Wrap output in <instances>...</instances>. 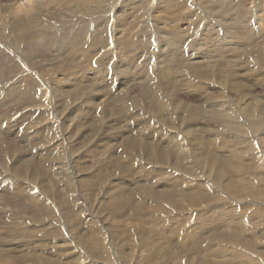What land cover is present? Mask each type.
Masks as SVG:
<instances>
[{
    "label": "rangeland",
    "instance_id": "obj_1",
    "mask_svg": "<svg viewBox=\"0 0 264 264\" xmlns=\"http://www.w3.org/2000/svg\"><path fill=\"white\" fill-rule=\"evenodd\" d=\"M32 1L0 0V25L9 24L13 16L31 19L35 14ZM66 1L58 28L67 37L58 45L62 51L56 63L63 61L67 71L55 75L49 71L57 68L45 70L48 63L42 58H49V52L29 62L46 72L45 80L22 72V90L37 81L41 83L35 84L38 89L47 91L49 84L55 91L45 93L47 108L10 109L20 102L10 99L13 91L0 93V183L20 188L12 193L14 197L0 185V264H251L247 259L264 264V31H260L264 16L255 17L264 13H256L264 0H233L232 5L226 0H197L204 10H196L194 0L116 2L113 23H106L99 14L85 16L87 12L76 2ZM12 5L23 8L22 13L13 12ZM213 8L220 13L207 11L210 17L205 20L213 22L200 26L205 9ZM223 34L236 41L234 49H217ZM5 38L6 33L0 31V39ZM96 41L104 49L94 51ZM112 41L115 53L105 58V53H99L111 47ZM207 45L215 50L207 51ZM81 56L88 58L80 62ZM116 61V79L120 78L112 90L116 85L110 66ZM157 66H162L161 76L154 75ZM92 70L107 81L102 88L97 85L101 81L93 80ZM67 72L78 82L84 79L82 86L91 87L84 93V104H75L79 103L78 113L75 107H65L66 95H62L64 104L56 92L58 86L62 91L71 86ZM122 88L123 95L116 96ZM97 95L104 100L105 111L98 106ZM24 100L22 95L21 104ZM86 124L88 128L81 126ZM62 176L69 182L59 180ZM25 205L34 207L33 211ZM1 210H6L7 217Z\"/></svg>",
    "mask_w": 264,
    "mask_h": 264
},
{
    "label": "bare ground",
    "instance_id": "obj_2",
    "mask_svg": "<svg viewBox=\"0 0 264 264\" xmlns=\"http://www.w3.org/2000/svg\"><path fill=\"white\" fill-rule=\"evenodd\" d=\"M9 2H11V1H13V2H15L16 4H17V2L19 1V0H8ZM29 1H32V0H29ZM105 1V2H104ZM126 1H130V0H72V2H76V4H77V7L79 8V9H81V10H83V11H85V12H87V14H85V16H89V17H92V16H95L96 14L98 15H100L101 17H104L105 18V20H107L106 21V23H110V22H115L114 21V18H115V16L113 15V13H114V5L116 4V2H119V4L120 3H125ZM196 3L194 4L195 5V9L197 8V7H200V9H203L204 10V8H202L201 6H203V5H200V1H197V0H194ZM230 5H232L233 3H234V1L233 0H226ZM66 0H60V1H58V0H52V1H48V2H38V1H35V0H33L32 1V7H31V9L34 7V10H35V14L31 17V19H29L28 21H25V20H23L22 18H20V17H18V16H13L12 18H11V21H10V23L9 24H7V25H5L4 27H2L1 25H0V31H4L5 33H6V38L5 39H0V93H4V94H7L8 93V91L7 90H10V91H13V93H14V95H13V93H10V96H11V100H13V99H16V100H18V102H20L19 104H17L16 106H14V107H12V108H10V109H15V108H20V107H26V109H27V107L28 108H33V109H40V110H44V109H46L47 108V105H46V100L45 99H47L46 98V94L45 93H49V92H53V93H55V91L54 90H52V87L48 84V87H49V89L47 90V91H45L44 89L45 88H43V89H38V87H39V85H35V84H39L37 81H40V80H45V73L46 72H44V73H42V70H38L37 68H38V66L36 65V67H34V66H32V64H29V62L32 60H34L35 58H37L38 57V59L37 60H39L44 54H46V53H49L50 52V55H49V58L47 57V58H45V57H43L42 58V60H44V62H47L48 64H47V66H45V67H47V68H45V70H49V69H55V68H57L55 71H49V73H54L55 75H56V73H58V72H62L63 71V69H65V71H67V69H68V67H67V65L63 62V61H61V62H59V63H56V58H58L59 60L61 59V57H60V53H61V51H62V48L61 47H58V45L60 44V43H65V40H66V37H67V35H65V33H64V31L62 30L63 28H58L59 27V25H58V23L59 22H61L62 21V19H63V6L64 5H66ZM34 3H36V5L34 6ZM256 3V2H255ZM188 4H189V2H188ZM252 4V3H251ZM260 5V4H259ZM12 7H14V5H12ZM255 7V6H254ZM256 7H257V3H256ZM253 8V7H252ZM30 9V10H31ZM257 9V8H256ZM22 10H23V8H15L14 7V9H13V12L15 11L16 13H22ZM63 10V11H62ZM197 10V9H196ZM202 10V11H203ZM3 11L4 12H9V14H11L12 13V11H10V9L9 10H7V9H3ZM189 11V10H188ZM207 11H209L212 15H217V14H219L220 12L218 11V10H216L215 8H213V9H211V10H206L205 9V12H207ZM254 11H256L255 9H254ZM261 11H264V7H262V6H259V8L257 9V11H256V13H258V12H261ZM209 12H207V14H204L203 13V17H204V19H199L200 21L198 22L199 23V25L200 26H204V24H205V22H206V24H207V26L209 27V23L212 21L213 22V20H211V21H209L208 22V20H205V19H207V18H209L210 16H208V13ZM28 13H31L30 11L28 12ZM255 13V14H256ZM112 14V15H111ZM253 16H254V14H253V12H251V17L253 18ZM259 16H264V13L262 14H257V15H255V17L258 19V17ZM35 17H40V18H35ZM239 22H242V23H244L245 22V20H242V21H239ZM88 24H90V22H88L87 23V25ZM116 24V23H115ZM257 24H259V22H257L256 23V25ZM220 26H221V24H220ZM221 27H223V26H221ZM206 27H204V29H205ZM211 28V27H210ZM79 29V28H78ZM86 28H80L79 30L81 31V32H84V30H85ZM257 29V28H256ZM50 30H52V32L50 33L49 31ZM108 30H109V28H108ZM200 31V30H199ZM207 31V30H206ZM258 31V30H257ZM260 31H264V26H262V28H260ZM219 32V31H218ZM259 32V31H258ZM257 32V33H258ZM203 33V32H202ZM221 34V33H220ZM188 35V34H187ZM190 36V35H189ZM192 36V35H191ZM260 36V35H259ZM113 37V36H112ZM150 37H151V35H150ZM194 37V36H193ZM189 40V39H188ZM226 40H228V41H226ZM158 41H160V40H158ZM157 41V42H158ZM185 41V40H184ZM161 42V41H160ZM159 42V43H160ZM236 41L234 40V39H232L231 37L230 38H227L226 37V35L225 34H223V36H220V38H218V40H217V43H216V47H217V49L218 50H220V49H223V48H225V49H234L233 48V44L235 43ZM112 43V45H111V47H109L107 50H105V51H103V52H101V53H99V54H102V53H105L104 54V57L105 58H108V57H110L111 55H113L114 53H115V49H116V47H115V45H113V41L111 42ZM75 43L74 42H71V46H73ZM93 45H94V51H99V50H101V49H104V45L102 44V42H100V41H96L95 43H93ZM156 45H157V43H156ZM190 45V44H189ZM185 47H186V45H185ZM207 47V48H206ZM205 48L207 49V51H210V52H212L213 51V49H214V47L212 46V45H207ZM209 47V48H208ZM228 47V48H227ZM54 49H57V51H58V53H55V50ZM162 49V48H161ZM215 50V49H214ZM228 50V51H229ZM51 51H52V53H55V54H51ZM227 51V52H228ZM231 51H233V50H231ZM99 54H97V55H99ZM148 55V54H147ZM216 55V54H215ZM224 55V54H223ZM41 56V57H40ZM90 56V55H89ZM146 56V55H145ZM220 56V55H219ZM219 56H217V57H219ZM40 57V58H39ZM225 57V56H224ZM87 56H81V58H80V62H85L86 60H87ZM141 58H142V56H141ZM171 59V58H170ZM218 59V58H217ZM233 59V58H232ZM41 60V59H40ZM219 60H222L221 58L219 59ZM224 60V59H223ZM225 61V60H224ZM233 61V60H232ZM38 62V61H37ZM57 62H58V60H57ZM200 62V61H199ZM217 62V61H216ZM104 63V62H103ZM103 63H101L100 65L101 66H103ZM117 63H118V61H116V62H114V63H112L111 64V66H110V71H111V75H112V77H111V79H113V81H115V84H113V85H116V87L115 86H112V90L113 89H115V88H117V85H119V83L117 82L118 80H119V78L118 79H116L117 78V74H116V71L118 70V65H117ZM168 63V62H167ZM169 63H170V61H169ZM221 63V62H220ZM223 63V62H222ZM227 63V62H226ZM147 64V63H146ZM219 64V63H218ZM56 65L58 66V67H56ZM157 65V64H156ZM155 66V65H154ZM157 68H158V71H154V75L156 76V74H157V76H161L160 75V69L162 68V66H157ZM103 70H104V68H102ZM22 70H24V71H22ZM155 70H156V68H155ZM58 71V72H57ZM92 71H95V70H92ZM22 72H26L27 74H29L30 76H34L35 78H36V82L34 81L33 83H35V84H30L31 85V87H25L23 90H22V81H24V80H22V75H24V73L22 74ZM56 72V73H55ZM158 72V73H157ZM67 74V77H68V79H69V81H71L72 83H71V86L69 85L68 86V88L69 89H67V90H64V91H62L61 89H59V86H58V88H56V92H59L60 93V95L62 96V95H66V97L68 98V101H67V105L65 106L66 108H69V107H75V109H76V107H78L77 105L80 103V105L83 103L84 104V102H85V98H86V96H85V94L84 93H86L88 90L90 91L91 90V87H90V85H86V86H82L81 85V82L84 80V79H81L79 82L78 81H76V76H72L73 74H71L70 72H67L66 73ZM52 75V74H51ZM60 75V74H59ZM163 76H165L164 74H162ZM99 73H98V71L96 70L95 71V73L93 74V80H98V81H101L100 83H98L97 85L99 86V87H103V81H105L106 83H107V81L106 80H104V78L103 77H101V76H99ZM147 76H148V79H152L153 80V76H152V74H147ZM152 76V77H151ZM154 76V77H155ZM162 76V77H163ZM58 77V76H57ZM101 77V78H100ZM190 77V76H189ZM29 78V77H28ZM67 79V78H66ZM155 80H156V78H155ZM164 80V79H163ZM55 81H57V80H55ZM68 81V82H69ZM161 81V80H160ZM183 81V80H182ZM60 82H64V81H60ZM67 81H65V83H66ZM67 82V83H68ZM153 82V81H152ZM164 82V81H163ZM162 82V83H163ZM186 82V81H185ZM45 83H47V81H45ZM154 83H158V82H154ZM176 83V82H175ZM14 84H16L14 87H13V85ZM41 84V83H40ZM51 84V83H50ZM59 84V83H58ZM164 84V83H163ZM166 84V83H165ZM164 84V85H165ZM177 84V83H176ZM6 85H9V86H11V88H9V87H6V89H4V87L6 86ZM55 85V84H54ZM158 85V84H157ZM159 85H161V84H159ZM171 85V84H170ZM36 86H37V88H36ZM132 86V85H131ZM173 86H175L176 87V85L175 84H173ZM33 87H35V91H33ZM44 87V86H43ZM77 87H79V89H78V91L76 92V88ZM165 87H169V85H165ZM172 87V86H171ZM178 87V86H177ZM180 87V86H179ZM184 87V86H183ZM197 87V86H196ZM41 88V87H40ZM65 88V87H64ZM191 88V87H190ZM175 89H178V88H175ZM105 90V89H104ZM117 90V89H116ZM179 90V89H178ZM185 91H186V89H185ZM189 91V90H188ZM191 91V90H190ZM123 92V88L121 89V91H117V95L116 96H119V95H123V94H121ZM187 92V91H186ZM199 92V91H198ZM127 93V92H126ZM188 93V92H187ZM191 93V92H190ZM195 93V92H194ZM199 93H202V92H199ZM15 94H16V96H15ZM49 94H51V93H49ZM98 94V93H97ZM175 94H176V92H175ZM193 94V93H192ZM22 95H24V99L26 100V102L24 103H22L21 104V102H22ZM52 95V94H51ZM55 95V94H54ZM59 95V96H60ZM178 95H179V93H178ZM186 95H188V94H186ZM201 95V94H200ZM1 96V95H0ZM60 96V97H61ZM98 97L96 98V100H99V96H101V95H97ZM129 96V95H128ZM131 96V95H130ZM130 96H129V98H130ZM196 96H198V95H196ZM51 97V96H50ZM55 97H57V96H55ZM132 97V96H131ZM134 97V96H133ZM132 97V98H133ZM195 97V96H194ZM62 98H65L64 96H62L61 97V100H62V102H63V99ZM31 99H34V100H31ZM49 99V98H48ZM57 99H58V97H57ZM66 99V98H65ZM202 99V98H201ZM24 100V101H25ZM54 100V98H52V99H50V101H52V102H55V101H53ZM88 100V99H87ZM13 101H15V100H13ZM56 101H58V100H56ZM66 102V101H65ZM72 102V104H74V106L72 105V104H70V103ZM77 102H79L77 105H75ZM93 102V101H92ZM118 102V101H117ZM10 103V102H9ZM64 103V102H63ZM89 103V102H88ZM102 103H104V100H99V103H98V106L99 107H101V109H104V106H101L102 105ZM7 104V103H6ZM64 104H66V103H64ZM64 104H63V106H64ZM62 105V104H61ZM92 105H94V102L92 103ZM92 105H90V103L88 104V106H92ZM96 106H97V104H96ZM10 107V106H9ZM49 108V107H48ZM61 108V107H60ZM63 108V107H62ZM77 109H79V108H77ZM77 109H76V111L75 112H77ZM85 109V108H84ZM100 109V110H101ZM48 110V109H47ZM50 110V109H49ZM48 110V111H49ZM57 110V109H56ZM94 110V109H93ZM92 110V111H93ZM207 110V109H206ZM97 111H98V108H97ZM102 111V110H101ZM104 111H105V109H104ZM12 112V111H11ZM22 112V111H21ZM45 112V111H44ZM56 113H57V115L59 114L57 111H55ZM54 112V113H55ZM63 112H64V110H63ZM70 112H71V110H70ZM74 112V111H73ZM84 112H86V111H84ZM88 112V111H87ZM123 112H125V111H123ZM206 112V111H205ZM36 113V112H35ZM51 113V112H50ZM53 113V112H52ZM78 113V112H77ZM83 113V112H82ZM92 113V112H91ZM91 113H89V114H91ZM210 113H212V111L210 112ZM215 113H216V111H215ZM20 114V113H19ZM24 114V113H23ZM61 114H62V112H61ZM66 114V113H65ZM74 114V113H73ZM76 114V113H75ZM84 115H85V113H83ZM94 114V113H93ZM46 115V114H45ZM50 115V114H49ZM52 115H54V114H52ZM51 115V116H52ZM56 114L54 115V116H57ZM67 115V114H66ZM36 116V115H35ZM44 116V115H43ZM59 116V115H58ZM61 116H63V115H61ZM65 116V115H64ZM76 116V115H75ZM75 116H73V117H75ZM80 116H81V114H80ZM80 116H78L79 118H80ZM90 116V115H89ZM95 116H96V114H95ZM99 116V115H98ZM25 117V116H24ZM26 117H27V115H26ZM70 117V116H69ZM88 117V116H87ZM91 117V116H90ZM94 117V116H93ZM100 117V116H99ZM31 118V117H30ZM82 118V117H81ZM95 118V117H94ZM51 119H53L52 117H51ZM64 120L66 119V118H63ZM73 119V118H72ZM83 119V118H82ZM86 119V118H85ZM97 119V118H96ZM27 120V119H26ZM38 120V119H37ZM71 120V119H70ZM87 120V119H86ZM95 119H93V121H94ZM61 121V120H60ZM63 121V120H62ZM61 121V122H62ZM81 121V120H80ZM79 121V122H80ZM83 121V120H82ZM81 121V123H83ZM85 121V120H84ZM91 121V120H90ZM96 121V120H95ZM10 122V121H9ZM12 122V121H11ZM10 122V123H11ZM68 122H70V121H68ZM114 122H115V120H114ZM17 123V122H16ZM52 123V122H51ZM50 123V124H51ZM72 123V122H71ZM70 123V124H71ZM80 123V124H81ZM85 123H86V121H85ZM87 123H89V121L87 122ZM1 125H2V123H0ZM8 124V123H7ZM56 124V123H55ZM54 124V125H55ZM64 124V123H63ZM69 124V125H70ZM78 124V123H77ZM84 124V123H83ZM8 125H10V124H8ZM16 125V124H15ZM35 125V124H34ZM48 125V124H47ZM51 125H53V123L51 124ZM50 125V126H51ZM58 125V124H57ZM56 125V126H57ZM73 125V124H72ZM75 125V124H74ZM97 125H98V123H97ZM100 125V124H99ZM132 125H134V124H132ZM13 126V125H12ZM60 126V125H59ZM65 126H67V125H65ZM79 126V125H78ZM81 126H83V128H84V126H86V128H88L87 126H89L88 124H86V125H81ZM136 126V125H135ZM55 127V126H54ZM53 127V128H54ZM74 127V126H73ZM130 127V126H129ZM83 128H81V129H83ZM101 128H102V126H101ZM120 128V127H119ZM133 128V127H132ZM1 129V128H0ZM59 129V128H58ZM75 129V128H74ZM77 129V128H76ZM130 129V128H129ZM20 130H22L21 128H20ZM38 130V129H37ZM56 130H57V128H56ZM61 130H63L64 131V128H62ZM80 130V129H79ZM136 130V129H135ZM33 131V130H32ZM47 131V130H46ZM50 131V130H49ZM69 131V130H68ZM71 131V130H70ZM69 131V132H70ZM3 132V131H2ZM40 132V131H39ZM56 132H58V131H56ZM65 132V131H64ZM69 132H67V134L69 133ZM71 132H73V131H71ZM84 132V131H83ZM82 132V135L84 134ZM114 132H115V130H114ZM113 132V133H114ZM132 132V131H131ZM137 132V131H136ZM1 133V132H0ZM8 133H10L9 131H8ZM52 133H54V132H52ZM88 133V132H87ZM134 133V132H133ZM133 133H131V134H133ZM25 134V133H24ZM36 134V133H35ZM40 134V133H39ZM38 134V135H39ZM58 134H60V133H58ZM81 134V133H80ZM135 134V133H134ZM164 134V133H163ZM4 135V134H3ZM26 135V134H25ZM54 135V134H53ZM52 135V136H53ZM166 135V134H165ZM1 136V135H0ZM7 136V135H6ZM17 136V135H16ZM49 136H51V134L49 135ZM61 136V135H60ZM59 136V137H60ZM67 136V135H66ZM88 136V135H87ZM43 137V136H42ZM48 137V136H47ZM58 137V138H59ZM178 137V136H177ZM46 138V137H45ZM55 138V137H54ZM66 138H68V137H66ZM92 138H93V136H92ZM94 138H95V136H94ZM171 138H173L172 136H171ZM11 139V138H10ZM43 139H44V137H43ZM46 139H48V138H46ZM56 139V138H55ZM89 139V138H88ZM88 139H86V140H88ZM115 139V138H114ZM58 140V139H57ZM91 140V139H90ZM176 140H178V139H176ZM180 140V139H179ZM1 141V140H0ZM52 141H54V139L52 138ZM182 141V140H181ZM121 142H123V141H121ZM179 142V141H178ZM47 143H49V142H46V145H47ZM53 143V142H52ZM63 143V142H62ZM180 143V142H179ZM45 144V143H44ZM101 144V143H100ZM256 144V143H255ZM3 145V144H2ZM2 145H1V147H2ZM29 145V144H28ZM58 145V144H57ZM56 146V145H55ZM59 146V145H58ZM85 146V145H84ZM99 146V145H98ZM171 146V145H170ZM183 146V145H182ZM47 147V146H46ZM72 147V146H71ZM86 147H87V145H86ZM50 148V147H49ZM5 149V148H4ZM40 149V148H39ZM45 150H46V148H44ZM62 149V148H61ZM69 149V148H68ZM185 149V148H184ZM44 150V151H45ZM51 150V149H50ZM56 150V149H55ZM64 150V149H63ZM61 150H59V152H60ZM185 151V150H184ZM35 152V151H34ZM48 152H50V153H48L49 155H52L51 154V151H48ZM67 152V151H66ZM12 153V152H11ZM21 153V152H20ZM33 153V152H32ZM53 153V152H52ZM61 153H62V151H61ZM180 153V152H179ZM185 153V152H184ZM69 154H70V152H69ZM112 154V153H111ZM36 155H38V154H36ZM45 154H43V156H44ZM57 155V154H56ZM46 156V155H45ZM48 156V155H47ZM64 156V155H63ZM62 156V157H63ZM36 157V156H35ZM39 157V156H38ZM49 157H51V156H49ZM59 157H60V155H59ZM182 157H183V155H182ZM8 158V157H7ZM45 158V157H44ZM47 158V157H46ZM61 158V157H60ZM256 157H254V159H255ZM35 159V158H34ZM36 159H38V158H36ZM40 159H42V158H40ZM39 159V160H40ZM48 159H50V158H48ZM47 159V160H48ZM56 159V158H55ZM55 159H54V161H55ZM65 159H67V158H65ZM65 159H63V160H65ZM68 159H70V158H68ZM19 160V159H18ZM20 160H21V158H20ZM71 160V159H70ZM112 160H114V159H112ZM261 160V159H260ZM6 161V160H5ZM50 161V160H49ZM69 161V160H68ZM238 161V160H237ZM245 161H247V160H244V163H245ZM256 161V160H255ZM16 161H14V163H15ZM21 162V161H20ZM31 162V161H30ZM38 162V161H37ZM56 163H57V161H55ZM59 162V161H58ZM254 162V161H253ZM261 162H262V160H261ZM4 163V162H3ZM34 163H35V161H34ZM33 163V164H34ZM40 163V162H39ZM41 163H44V162H41ZM1 164V163H0ZM50 164H51V162H50ZM59 164H60V162H59ZM72 164V163H71ZM254 164H255V162H254ZM264 164V163H263ZM12 165V164H11ZM26 165V164H25ZM35 165V164H34ZM33 165V166H34ZM39 165H41V164H39ZM65 165H67V164H65ZM255 165H257V164H255ZM42 166H43V164H42ZM61 166V165H60ZM72 167H73V165H71ZM249 166V165H248ZM251 166V165H250ZM249 166V167H250ZM28 167V166H27ZM31 167V166H30ZM29 167V168H30ZM36 167V166H35ZM40 167V166H39ZM56 167V166H55ZM59 167V166H58ZM255 167V166H254ZM16 168V167H15ZM38 168V167H37ZM42 168H44V167H42ZM53 168V167H52ZM57 168V167H56ZM60 168V167H59ZM62 168V167H61ZM242 168V167H241ZM252 168V167H251ZM250 168V169H251ZM22 169V168H21ZM72 169V168H71ZM257 169V168H256ZM259 169V168H258ZM260 169H261V166H260ZM30 170V169H29ZM36 170V169H35ZM55 170V169H54ZM61 171H62V169H60ZM73 170V169H72ZM15 171V173H16V170H14ZM20 171V170H19ZM31 172H32V169L30 170ZM34 171V170H33ZM43 171V170H42ZM48 171V170H47ZM56 171V170H55ZM64 171V170H63ZM68 171V170H67ZM12 172H13V169H12ZM22 172V171H21ZM14 173V174H15ZM18 173V172H17ZM34 173V172H33ZM32 173V174H33ZM39 173V172H38ZM38 173H36L37 175H39L40 176V173L38 174ZM52 173V172H51ZM25 174V173H24ZM36 174H34V175H36ZM81 174H83V173H81ZM226 174V173H225ZM29 175V174H28ZM36 175V176H37ZM53 175V174H52ZM56 175V174H55ZM62 175H63V173H62ZM77 176V174H74L73 176ZM16 176H18V175H16ZM16 176H15V178H16ZM30 176V175H29ZM35 176V177H36ZM47 176V175H46ZM57 176V175H56ZM82 176V175H81ZM80 176V177H81ZM22 177H24V176H22ZM32 177V176H31ZM34 177V176H33ZM35 177H34V179H35ZM38 177V176H37ZM48 177V176H47ZM46 177V178H47ZM55 177V176H54ZM58 177V176H57ZM56 177V178H57ZM68 177V176H67ZM70 177V176H69ZM68 177V178H69ZM80 177H79V179H80ZM12 178V177H11ZM14 177H13V179H15ZM18 178V177H17ZM49 178V177H48ZM62 178V179H61ZM72 178V177H71ZM70 178V179H71ZM84 178V177H83ZM3 179V178H2ZM8 179V178H7ZM6 179V180H7ZM23 178H21V180H22ZM25 179V178H24ZM23 179V180H24ZM33 179V178H32ZM31 179V180H32ZM34 179H33V181H34ZM58 179V178H57ZM64 179H67V178H63V176L62 177H60V179L59 180H64ZM78 179V180H79ZM36 180V179H35ZM39 180V179H38ZM54 180H56L55 178H54ZM11 181H12V179H11ZM19 181H20V179H19ZM26 181V180H25ZM29 181H30V179H29ZM58 181V180H57ZM10 182V181H9ZM8 182V183H9ZM38 182V181H37ZM53 182V181H52ZM61 181H59V184H61L62 185V182L60 183ZM67 182H69L68 181V179L66 180V183ZM71 182V181H70ZM74 181H72V183H73ZM75 182H77L78 183V181H75ZM80 182V181H79ZM2 183H3V180H2ZM0 183V185H5V189L6 190H4L5 191V193H7L8 195L10 194V195H14V197H16L17 195H15V194H12L13 192H18L16 189H20L19 188V186H13V187H9V184H7V183ZM20 183H22V182H20ZM25 183V182H24ZM30 183H32L31 181H30ZM35 183V182H34ZM34 183H33V185H34ZM44 183V182H43ZM64 183H65V181H64ZM12 183H10V185H11ZM41 184H42V182H41ZM45 184H47V183H45ZM57 184V183H56ZM71 184V183H70ZM74 184H76V183H74ZM148 184H150V182H148ZM13 185V184H12ZM30 185H32V184H30ZM32 185V186H33ZM37 185H38V183H37ZM40 185V184H39ZM38 185V186H39ZM68 185V184H67ZM67 185H65V188H66V186ZM23 187L22 188H24V186L25 187H27V185H22ZM45 185H43V187H44ZM54 186H55V183H54ZM53 185H52V187H54ZM57 186V185H56ZM63 186V185H62ZM69 186V185H68ZM67 186V187H68ZM35 187H37V186H35ZM42 187V188H43ZM46 187H48V184H47V186ZM71 187V186H70ZM137 187V186H136ZM10 188V189H9ZM30 188V187H29ZM45 188V187H44ZM64 187H63V189H65ZM41 189V187L39 188V190ZM45 189H47V188H45ZM50 189H51V187H50ZM50 189H49V187H48V192H51L50 191ZM73 188H71V190H72ZM21 190H23V189H21ZM29 189H27L26 191H28ZM42 190V189H41ZM55 190H57V187H56V189ZM62 190V188L61 189H59V191L62 193L63 191H61ZM71 190H69V191H71ZM134 190V189H133ZM137 190V189H136ZM1 192H2V189L0 190ZM30 191V190H29ZM46 191V190H45ZM73 191V190H72ZM42 192H43V190H42ZM47 192V191H46ZM56 192V191H55ZM76 192H78V191H76ZM98 192H99V190H98ZM25 193H31V192H25ZM37 193V192H36ZM35 193V194H36ZM61 193H59V194H61ZM66 193H68V191L66 192ZM3 194V193H2ZM27 194V195H28ZM32 194H33V192H32ZM32 194H31V197H32ZM42 194V193H41ZM49 196H50V193H47ZM52 194V193H51ZM57 194V193H56ZM21 195H23V196H25L24 194H21ZM26 195V196H27ZM34 195V194H33ZM37 195V194H36ZM45 195V196H44ZM43 196L45 197V199L47 198L46 197V194H44ZM63 195H64V193H63ZM70 195H71V192H70ZM35 196V195H34ZM48 196V197H49ZM59 196V195H58ZM65 196V195H64ZM67 196H68V194H67ZM1 197V196H0ZM20 197V196H19ZM18 197V198H19ZM29 197H30V195H29ZM73 197H74V195H73ZM24 198V199H23ZM23 198H20V199H23V200H26L27 199V197L25 198V197H23ZM53 198V197H52ZM58 198V197H57ZM60 198V197H59ZM58 198V199H59ZM67 198V197H66ZM65 198V199H66ZM72 198V197H71ZM17 199V198H16ZM33 199V198H32ZM36 200H37V198H35ZM35 199H34V201H35ZM42 199V198H41ZM55 199V198H54ZM53 199V200H54ZM62 199H64V198H62ZM4 200V199H3ZM51 200V199H50ZM50 200H48V202L50 201ZM61 200V199H60ZM59 200V201H60ZM17 201V200H16ZM19 201V200H18ZM28 201H29V199H28ZM38 201V200H37ZM41 201V200H40ZM39 201V202H40ZM55 201V200H54ZM53 201V202H54ZM58 201V200H57ZM4 202H6V200L4 201ZM43 202V201H42ZM47 202V201H46ZM44 203V204H47V203ZM52 202V201H51ZM63 202H64V200H63ZM66 202V201H65ZM65 202L62 204L63 206H64V204H65ZM9 203V202H8ZM10 203H12L11 202V200H10ZM13 203H16V202H13ZM26 203H27V201H26ZM32 203V202H31ZM59 203H62V202H59ZM0 204L2 205V203L0 202ZM18 204V203H17ZM25 204V203H24ZM40 204V203H39ZM38 203H37V205H39ZM52 204H54V203H52ZM56 204V203H55ZM57 204H58V202H57ZM57 204H56V206H57ZM76 204V203H75ZM5 205H7V204H5ZM15 204H13V206H14ZM22 205V204H21ZM36 205V204H35ZM34 205V206H35ZM59 205V204H58ZM62 205L60 204V207H62ZM66 205H68L69 206V204H66ZM26 206V205H25ZM3 207H5V206H3ZM3 207H1V208H3ZM26 207H28V205L26 206ZM51 207V206H50ZM74 207V206H73ZM22 208H23V206H22ZM29 208V210L31 211V209H32V211H33V209H34V207L33 208H31L30 209V207H28ZM35 208H36V206H35ZM38 208V207H37ZM57 208H58V206H57ZM4 209V208H3ZM12 209V208H11ZM25 209V208H24ZM27 209V208H26ZM48 209V208H47ZM46 209V210H47ZM53 209V208H52ZM76 209V208H75ZM9 210H10V208H8V211L7 212H9ZM14 210V209H13ZM37 210V209H36ZM58 210V209H57ZM1 211H3V214L5 215V213L4 212H6V210L4 211V210H1ZM38 211V210H37ZM43 212V210H40V212ZM49 211H51V209H49ZM6 212V213H7ZM11 212V211H10ZM34 212H36V211H34ZM39 212V211H38ZM54 212V211H53ZM55 212H56V210H55ZM71 212V211H70ZM18 213V212H17ZM16 213V215H20V213L19 214H17ZM37 213V212H36ZM57 213H58V211H57ZM101 213H103V212H101ZM10 214V213H9ZM8 214V215H9ZM14 214V213H13ZM41 215H43V213H40ZM39 214V215H40ZM51 214V213H50ZM49 214V215H50ZM55 214V213H54ZM1 215V214H0ZM15 215V214H14ZM22 215V214H21ZM20 215V216H21ZM58 215V214H57ZM99 215V214H98ZM6 216V215H5ZM45 216V215H44ZM2 217V216H1ZM7 217V216H6ZM61 217V216H60ZM10 218V217H9ZM53 218V217H52ZM69 218V217H68ZM57 219V218H56ZM99 219V218H98ZM2 220V219H1ZM1 220H0V222H1ZM19 220H20V218H19ZM55 220V219H54ZM94 220V219H93ZM95 221V220H94ZM53 222V221H52ZM57 222V221H56ZM64 222V221H63ZM2 223V222H1ZM16 224V223H15ZM92 224V223H91ZM11 225V224H10ZM94 225V224H93ZM14 226H17V225H14ZM47 226H50V225H47ZM12 227V226H11ZM7 228V227H6ZM183 228V227H182ZM181 228V229H182ZM191 228V227H190ZM10 229V228H9ZM16 229V228H15ZM34 229V228H33ZM62 229H63V227H62ZM107 229V228H106ZM109 229V228H108ZM189 229V228H188ZM14 230V229H13ZM35 230H37V229H35ZM186 230V229H185ZM190 230V229H189ZM33 231V230H32ZM72 231V230H71ZM174 231V230H173ZM38 232V231H37ZM172 232V231H171ZM189 232V231H188ZM191 232V231H190ZM187 233V232H186ZM196 234V233H195ZM179 236V235H178ZM181 236V235H180ZM74 237V236H73ZM76 237H77V235H76ZM184 237V236H183ZM181 238V237H180ZM185 238V237H184ZM6 239V238H5ZM183 239V238H182ZM180 240V239H179ZM203 241V240H202ZM158 242V241H157ZM164 242H162V244H163ZM203 243V242H202ZM153 244V243H152ZM151 244H149V246H150ZM157 245V244H156ZM206 245V244H205ZM34 246V245H33ZM155 246V245H154ZM153 246V247H154ZM186 246V245H185ZM198 246V245H197ZM82 247H83V245H82ZM178 247V246H177ZM66 247H64V249H65ZM68 248V247H67ZM66 248V249H67ZM85 248V247H84ZM93 248H94V246H93ZM194 248V247H193ZM80 249V248H79ZM82 249V248H81ZM81 249H80V251H81ZM87 249V248H86ZM95 249V248H94ZM176 249V248H175ZM235 249V248H234ZM70 250V249H69ZM83 250V249H82ZM91 250V249H90ZM67 251V250H66ZM70 251H72V250H70ZM69 251V252H70ZM79 251V252H80ZM220 251V250H219ZM77 252V251H76ZM177 252V251H176ZM34 253V252H33ZM67 253V252H66ZM90 253V252H89ZM174 253V252H173ZM36 256V255H35ZM25 257V256H24ZM79 257V256H78ZM242 257V256H241ZM246 257V256H245ZM44 259V258H43ZM76 259V258H75ZM97 259V258H96ZM243 259V258H242ZM84 260V259H83ZM245 260V259H244ZM243 260V261H244ZM253 260V259H252ZM23 261V260H22ZM174 261V260H173ZM247 262H249V263H251V264H256V263H254V262H251V261H248V259L246 260ZM35 262V261H34ZM28 263V262H27ZM36 263V262H35ZM246 263V262H245ZM34 264V263H33ZM44 264V263H43Z\"/></svg>",
    "mask_w": 264,
    "mask_h": 264
}]
</instances>
